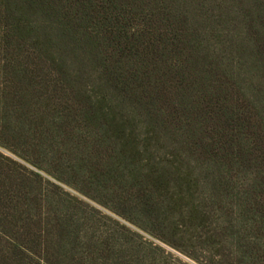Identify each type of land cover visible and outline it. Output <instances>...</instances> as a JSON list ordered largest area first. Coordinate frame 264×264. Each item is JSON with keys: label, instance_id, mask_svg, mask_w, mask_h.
Returning <instances> with one entry per match:
<instances>
[{"label": "rangeland", "instance_id": "374dc122", "mask_svg": "<svg viewBox=\"0 0 264 264\" xmlns=\"http://www.w3.org/2000/svg\"><path fill=\"white\" fill-rule=\"evenodd\" d=\"M31 1L0 0V264H264L257 0Z\"/></svg>", "mask_w": 264, "mask_h": 264}, {"label": "trees", "instance_id": "16d2710c", "mask_svg": "<svg viewBox=\"0 0 264 264\" xmlns=\"http://www.w3.org/2000/svg\"><path fill=\"white\" fill-rule=\"evenodd\" d=\"M115 1V0H114ZM117 1V0H116ZM119 1V0H118ZM117 1V2H118ZM121 1V0H120ZM32 3H37V4H39V5H41V6H43V7H50L51 9H54V8H52V6H54V5H52L51 4V2L50 1H44V0H33V1H31ZM87 3H88V1L87 0H83V2H81V1H79L74 7H77L78 5L79 6H82V7H86V5H87ZM110 3H112V0H110ZM257 3H259V4H257ZM255 8H256V12H257V18H256V22L259 24V26H261V23H262V21H263V23H264V0H257V2H255ZM260 7V8H259ZM261 11H263V12H261ZM261 28H263L262 26H261ZM85 33H86V31H85ZM65 34H67V32H65L64 33V35ZM264 45H260L259 46V49H260V52H259V55L258 56H260V54H264V47H263ZM258 52V51H257Z\"/></svg>", "mask_w": 264, "mask_h": 264}]
</instances>
